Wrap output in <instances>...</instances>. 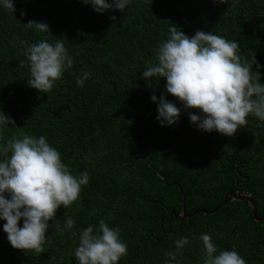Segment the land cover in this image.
<instances>
[{"label": "trees", "instance_id": "1", "mask_svg": "<svg viewBox=\"0 0 264 264\" xmlns=\"http://www.w3.org/2000/svg\"><path fill=\"white\" fill-rule=\"evenodd\" d=\"M12 2L13 13L0 5V111L15 126L3 128L0 144L21 132L44 136L72 174L87 172L89 182L77 202L56 211L61 227L68 217L75 221L71 230L61 234L50 220L41 254L14 249L5 233L0 264H77L79 233L89 225L98 229L102 219L120 229L127 245L118 264H165V253L182 237L189 243L177 261L203 264L202 233L218 252L235 250L246 264H264V220H253L246 200L228 196L210 214L177 219L182 210L212 209L228 190L249 194L264 215V121L249 116L232 137L202 131L189 120L190 112L202 113L168 94L165 78H141L173 23L189 37L202 30L238 42L242 57L251 63L255 56L259 67L252 71L264 84V0H131L124 12L103 13L82 0ZM29 21L46 23L51 36L27 28ZM61 38L73 65L41 93L27 84L21 41ZM85 72L90 78L80 87ZM162 94L181 109L170 126L158 122L151 100Z\"/></svg>", "mask_w": 264, "mask_h": 264}, {"label": "clouds", "instance_id": "2", "mask_svg": "<svg viewBox=\"0 0 264 264\" xmlns=\"http://www.w3.org/2000/svg\"><path fill=\"white\" fill-rule=\"evenodd\" d=\"M152 3V0H146ZM226 3L227 0H213ZM91 5L97 13L118 10L124 12L131 0H82ZM4 9L15 11L12 0H0ZM21 15L24 12L21 11ZM112 19H115L113 17ZM168 29V39L156 49V63L149 64L142 72V79H166V92L183 104L184 109H196L202 115L189 113V120L205 132L213 130L228 137L248 124L253 116L264 121V84L260 75L252 67L259 65L252 57L250 63L242 57L240 46L212 32L197 30L187 36L175 24ZM27 28L51 36L49 26L38 21H29ZM27 45L25 56L29 62L30 79L27 84L41 93L52 90L55 82L73 65V58L67 54L64 39L54 43L47 39ZM23 66V61H21ZM90 78L85 72L76 83L82 87L84 80ZM157 120L161 126L175 124L181 109L164 98L157 101ZM15 126L14 120L0 111V140L6 126ZM87 172L73 175L71 169L62 161L61 154L52 147L46 137H35L20 133L0 144V220L3 231L14 249L45 252L46 232L49 221L55 220L56 211L71 207L80 198L82 186L87 185ZM23 220V226L19 221ZM75 221L68 217L63 225L55 220L53 227L63 234L71 230ZM76 236V232L71 233ZM203 244V264H246L235 250H221L213 243L209 234H201ZM189 243L187 237L175 241V251H168L165 264H180L177 257ZM127 255V245L121 240L120 229L110 227L105 220L99 221L98 229L89 225L79 233L78 246L74 250L77 264H118Z\"/></svg>", "mask_w": 264, "mask_h": 264}, {"label": "water", "instance_id": "3", "mask_svg": "<svg viewBox=\"0 0 264 264\" xmlns=\"http://www.w3.org/2000/svg\"><path fill=\"white\" fill-rule=\"evenodd\" d=\"M228 196L230 197V199H233V200H246L251 207V215H252L253 220L254 221L264 220V215H257L256 206H255L252 198L249 196V194H247L245 192H240V191H237L234 193V192L229 191V190L224 192L222 201L218 205L213 207L212 209L207 210L205 208L199 207V208L194 209L190 213H187V212L182 210L180 212V215L177 217V219L181 220L183 218L192 216L195 213H197L198 211L203 212L205 214H210V213L214 212L216 209L222 207L226 203Z\"/></svg>", "mask_w": 264, "mask_h": 264}, {"label": "rangeland", "instance_id": "4", "mask_svg": "<svg viewBox=\"0 0 264 264\" xmlns=\"http://www.w3.org/2000/svg\"><path fill=\"white\" fill-rule=\"evenodd\" d=\"M6 241L5 232L3 231V226L0 223V244Z\"/></svg>", "mask_w": 264, "mask_h": 264}]
</instances>
